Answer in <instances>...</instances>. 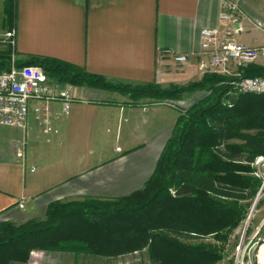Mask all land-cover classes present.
<instances>
[{"label":"crops","instance_id":"obj_1","mask_svg":"<svg viewBox=\"0 0 264 264\" xmlns=\"http://www.w3.org/2000/svg\"><path fill=\"white\" fill-rule=\"evenodd\" d=\"M224 1L241 10L236 40L264 46V0H17L14 50L18 59L55 58L113 83L181 86L206 74L201 33L225 29ZM181 54L187 63L174 60ZM253 66L263 68L260 61ZM71 87L75 102L50 139L34 117L26 130L0 126V224L43 219L57 201H116L153 175L181 113ZM205 95L191 94L189 107Z\"/></svg>","mask_w":264,"mask_h":264},{"label":"trees","instance_id":"obj_2","mask_svg":"<svg viewBox=\"0 0 264 264\" xmlns=\"http://www.w3.org/2000/svg\"><path fill=\"white\" fill-rule=\"evenodd\" d=\"M4 11L15 28L17 0H5ZM12 48L9 59L0 61V72L10 69ZM17 65L40 67L61 86L130 87L55 58L32 56L18 59ZM242 76H264V69L250 65ZM232 79L206 73L200 81L166 90L137 85L135 91L155 90L162 96L206 95L180 114L143 189L116 201H57L41 220L1 223L0 264H26L32 250L101 256L146 246L149 264L213 262L216 252L178 240L221 237L238 227L250 207L242 202L254 200L263 183L249 164L264 156V95L234 98L229 95Z\"/></svg>","mask_w":264,"mask_h":264},{"label":"built area","instance_id":"obj_3","mask_svg":"<svg viewBox=\"0 0 264 264\" xmlns=\"http://www.w3.org/2000/svg\"><path fill=\"white\" fill-rule=\"evenodd\" d=\"M240 13L237 3L224 1L220 20L226 25L225 29H205L201 33V47L208 60L201 62L200 69L233 78L229 81V95L234 98L248 90H264V76H242L243 68L259 61L264 68V46L251 47L236 40L235 35L241 31L235 26ZM15 37L16 31L10 30L0 37V41L14 48ZM188 59L187 54L174 56L181 64L187 63ZM74 102L71 86L57 84L40 67L18 66L14 57L10 69L0 72V126L26 130L30 117H34L41 134L50 139L60 132L59 124L70 113ZM256 162H264V156ZM252 241L239 244L234 264H264L261 259L264 239L258 253L254 251L259 242L251 245Z\"/></svg>","mask_w":264,"mask_h":264},{"label":"rangeland","instance_id":"obj_4","mask_svg":"<svg viewBox=\"0 0 264 264\" xmlns=\"http://www.w3.org/2000/svg\"><path fill=\"white\" fill-rule=\"evenodd\" d=\"M7 16L3 9V5L0 0V37L4 35L7 31L15 30L7 23ZM9 45L0 41V61L3 59H9L7 51L9 50ZM12 48V47H11ZM14 49V48H12ZM15 57L16 63L18 58L16 54H12L11 63ZM192 83V82H191ZM189 83L185 84L188 85ZM125 85V84H121ZM72 86V85H71ZM183 86V85H181ZM73 88V87H71ZM136 86L130 85L128 88H117L108 91L118 92L127 99L130 100V104L133 105H143L150 106L153 104L165 106L171 109H175L179 113L184 112L189 108L191 103L190 97L193 93H184L181 97L177 98L173 96H162L155 90L142 92L141 90L135 91ZM161 90H166L168 88H161ZM73 90V89H72ZM105 90V89H104ZM73 93L75 90L72 91ZM262 156L256 157V159L249 165L255 172L252 174L255 177H260L263 179L262 186L258 191L257 196L254 200H246L242 203H250L248 213L246 218L242 223L235 229L224 232L221 237L210 235L207 239L199 240H178L184 246L191 248H199L204 251L216 252L214 256V261L210 264H234L236 252L239 244L245 241L247 244L253 239L252 244L259 242L255 248V253L259 252L260 246L263 244L264 239V162L257 164V159ZM248 164V163H245ZM173 193V190H171ZM41 220V219H36ZM10 222V221H7ZM3 223V222H2ZM14 223V222H12ZM15 224V223H14ZM20 225V224H16ZM261 240V241H260ZM33 259L26 264H149L150 263V251L148 247H143L133 251L116 254V255H101V256H89L74 253H64V252H48L43 250H32L30 257Z\"/></svg>","mask_w":264,"mask_h":264},{"label":"bare ground","instance_id":"obj_5","mask_svg":"<svg viewBox=\"0 0 264 264\" xmlns=\"http://www.w3.org/2000/svg\"><path fill=\"white\" fill-rule=\"evenodd\" d=\"M245 94L264 95V90H261V91H259V90H248V92L244 93L243 95H245ZM238 96H240V95H236V97H238ZM263 250H264V248H263Z\"/></svg>","mask_w":264,"mask_h":264}]
</instances>
